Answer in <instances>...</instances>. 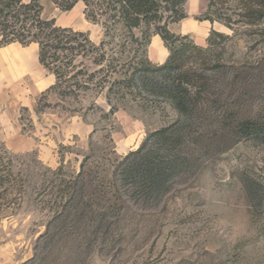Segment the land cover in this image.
<instances>
[{"label":"rangeland","instance_id":"obj_1","mask_svg":"<svg viewBox=\"0 0 264 264\" xmlns=\"http://www.w3.org/2000/svg\"><path fill=\"white\" fill-rule=\"evenodd\" d=\"M208 6L209 0H186L187 17L169 24L170 30L201 46H207L213 29L232 35L225 24L204 19ZM43 16L87 33L97 44L104 36L83 2L63 10L45 1ZM239 25L233 38L218 39L215 48L225 47L227 62L262 57L264 23L254 26L256 40L245 31L247 23ZM152 32L143 58L157 65L169 52ZM132 49L120 51L122 59L112 63L116 71L131 61ZM38 51L35 43L0 48V220L6 225L0 244L16 246L17 264L34 256L37 238L54 213L86 183L90 196L96 191L92 209L100 225L66 228V264H264V131L251 137L229 131L232 144L225 151L201 155L196 168L172 174L164 193L146 196L139 180H121L119 165L153 131L174 124L179 113L131 86L110 92L121 77L116 71L106 76L110 59L98 65L78 57L67 67L65 51L53 64L59 66L56 77L39 63ZM258 93L253 115L264 108V90ZM224 102L225 107L211 109L200 133L216 138L221 133L216 129L234 106L233 99L224 97ZM82 166L83 180L77 177ZM96 185H106L110 193L100 194Z\"/></svg>","mask_w":264,"mask_h":264},{"label":"trees","instance_id":"obj_2","mask_svg":"<svg viewBox=\"0 0 264 264\" xmlns=\"http://www.w3.org/2000/svg\"><path fill=\"white\" fill-rule=\"evenodd\" d=\"M45 1L55 3L63 10L83 2L88 18L101 23L104 28L100 43L93 42L85 32L58 26L54 19L44 18ZM185 3L186 0H0V47L11 43L37 44L40 63L56 77L59 66L53 64L61 62L65 51L66 59L69 57L67 67L75 66L78 57L92 58L98 65L110 59L106 68V76H109L117 68L112 65L114 60L122 59L120 51L125 52L128 46H133L131 61L139 56L143 58L153 28L160 35L169 52L166 61L157 65L146 58L137 59L135 63L129 61L121 65L123 70L117 69L121 77L110 87V92L116 86L134 87L140 93L146 92L168 102L180 115L174 124L153 131L119 165L121 180L130 177L139 180L146 196L158 197L164 193L172 174L196 168L201 155H209L213 150L225 151L232 144L226 134L229 131L238 137H251L264 131V108L263 114L252 113L256 95L264 90V55L242 63L227 62L225 47L222 51L215 48L218 39L221 42L233 38L241 28L240 23L248 24L245 31L256 40L253 31L254 26L264 23V0H209L204 19L225 24L233 34L213 29L207 38V46L197 44L189 35L170 30L169 24L187 17ZM260 37L264 39L263 29ZM97 73V70L90 72L89 82ZM224 97L233 99L234 106L230 110L226 108L220 128L216 129L221 133L217 138L211 133H200L201 126L211 117V109L218 105L225 107ZM116 111L117 107L112 106L111 112ZM238 116L242 118L237 120ZM83 169L82 166L78 179L83 180ZM96 186L101 189L100 194L102 191L105 196L110 193L106 185ZM86 188H90V184L80 187L69 202L65 199L45 232L37 238L34 256L22 264H66V228H80L82 222L86 227L100 225L92 209L91 197L96 191L90 196ZM81 205L84 208H80ZM108 208L106 202L104 209Z\"/></svg>","mask_w":264,"mask_h":264},{"label":"crops","instance_id":"obj_3","mask_svg":"<svg viewBox=\"0 0 264 264\" xmlns=\"http://www.w3.org/2000/svg\"><path fill=\"white\" fill-rule=\"evenodd\" d=\"M187 33V32H185ZM12 44H15V43H11V44H8L6 46H9V45H12ZM6 46H2V47H6ZM1 48V47H0ZM38 61H39V51H38ZM40 63V61H39ZM41 64V63H40ZM42 65V64H41ZM43 66V65H42ZM44 67V66H43ZM45 68V67H44ZM47 69V68H45ZM48 70V69H47ZM50 71V70H49ZM51 85V84H50ZM49 85V87H50ZM53 85V83H52ZM51 85V86H52ZM3 221L0 220V235H2L4 233V231L6 230V225H1ZM3 230V232H2ZM1 239H3V237H0V241ZM8 245L10 246L9 250H10V254L8 255L7 253V249H8ZM13 246L10 245V243L8 244H0V264H17L16 263V256H15V253H16V246L12 243ZM15 246V247H14ZM31 256V255H30ZM29 256V257H30ZM27 257V258H29Z\"/></svg>","mask_w":264,"mask_h":264},{"label":"bare ground","instance_id":"obj_4","mask_svg":"<svg viewBox=\"0 0 264 264\" xmlns=\"http://www.w3.org/2000/svg\"><path fill=\"white\" fill-rule=\"evenodd\" d=\"M168 53V52H167Z\"/></svg>","mask_w":264,"mask_h":264}]
</instances>
